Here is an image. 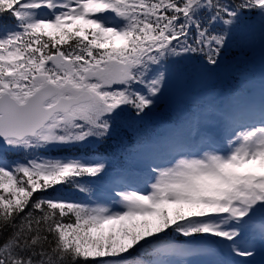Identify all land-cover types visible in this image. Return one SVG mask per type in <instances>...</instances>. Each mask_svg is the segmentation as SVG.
Here are the masks:
<instances>
[{"label": "snow or ice", "instance_id": "6c2138e0", "mask_svg": "<svg viewBox=\"0 0 264 264\" xmlns=\"http://www.w3.org/2000/svg\"><path fill=\"white\" fill-rule=\"evenodd\" d=\"M253 22L264 0H0V264H264V68L225 64ZM225 71L142 184L89 151Z\"/></svg>", "mask_w": 264, "mask_h": 264}, {"label": "rangeland", "instance_id": "374dc122", "mask_svg": "<svg viewBox=\"0 0 264 264\" xmlns=\"http://www.w3.org/2000/svg\"><path fill=\"white\" fill-rule=\"evenodd\" d=\"M253 25L250 27H246L238 36L236 39V43H238V48L244 49L246 47L247 49H250L252 52H257L259 54L264 52V39H262L261 36H257L253 30H252ZM193 79L197 80L198 82L200 81L201 84L207 85L209 84L212 80H216V76H213L211 78H206V77H200V76H195ZM188 83L185 82L184 84ZM175 87H179L175 82L172 84ZM183 85V84H182ZM181 86V85H180ZM173 87V88H175ZM171 94V93H170ZM185 99V98H184ZM117 146V144H116ZM120 147V146H119ZM166 147L168 148L169 151L172 152L173 147H170V144L167 143ZM144 155H133V161H136V164L139 167H142L143 165H150L154 159H160V154L157 151V149L154 146H148L143 150ZM50 155H54V153H49ZM97 158V157H96ZM107 161L110 162L109 158H105ZM112 180H129L128 178H123V177H112ZM129 181H133L135 183L142 184V182H137L134 179H131ZM201 259H211L209 258H201Z\"/></svg>", "mask_w": 264, "mask_h": 264}, {"label": "trees", "instance_id": "16d2710c", "mask_svg": "<svg viewBox=\"0 0 264 264\" xmlns=\"http://www.w3.org/2000/svg\"><path fill=\"white\" fill-rule=\"evenodd\" d=\"M140 122L139 121H132V120H126L122 127L128 129L129 131H136L137 134H133L135 136H128L125 137L124 136V132L122 130H120L118 137L125 139L127 141V148L128 147H137L139 146V144L142 142L143 139H146L148 137V135H151V133L153 132L152 129H144L142 127H140ZM138 130V131H137ZM69 190L71 189H64L65 192H69ZM36 195H39V193H37Z\"/></svg>", "mask_w": 264, "mask_h": 264}]
</instances>
